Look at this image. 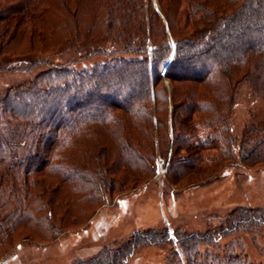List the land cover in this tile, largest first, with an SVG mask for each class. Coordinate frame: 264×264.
<instances>
[{
	"label": "rangeland",
	"instance_id": "rangeland-1",
	"mask_svg": "<svg viewBox=\"0 0 264 264\" xmlns=\"http://www.w3.org/2000/svg\"><path fill=\"white\" fill-rule=\"evenodd\" d=\"M81 1L67 0L66 12L61 0H34L29 11L27 0H0V101L39 94L49 99L40 108L71 125L69 141L57 143L50 160L48 144L25 145L42 159L37 173L25 176L24 167L4 172L15 151L0 150V218L12 213L5 225L16 226L0 230V264H92L102 257L110 263L132 244L125 264H210L214 258L264 264V225L242 224L215 242L190 237H211L244 210L264 212V59L254 60L239 81L230 76L232 82L214 86L173 82L167 75L179 73V65L166 73L161 66L157 78L149 61L150 97L136 100L133 87L140 81L131 75L150 59L147 49L158 50L167 39V61L174 56L158 0H103L99 7L96 0ZM207 1L162 0L175 37L195 46L185 50L180 66L183 58L198 63L213 57L209 43L222 54L246 30L264 32V24L246 18L254 11L259 18V0ZM238 11L242 25L234 31ZM67 85L76 95L69 111L57 101ZM106 89L117 95L112 107L103 101ZM132 96L137 119L116 108ZM188 98L198 100L196 113L190 103L179 104ZM30 215L37 228L25 219ZM135 234L172 241L147 245Z\"/></svg>",
	"mask_w": 264,
	"mask_h": 264
},
{
	"label": "trees",
	"instance_id": "trees-1",
	"mask_svg": "<svg viewBox=\"0 0 264 264\" xmlns=\"http://www.w3.org/2000/svg\"><path fill=\"white\" fill-rule=\"evenodd\" d=\"M38 1V0H37ZM89 2L92 3V1L94 0H88ZM210 1V0H208ZM207 1V2H208ZM226 3L228 4H234V3H239L242 0H224ZM27 6L26 8L30 9V7L33 6L34 0H27ZM80 2L82 3V1L80 0ZM103 0H96L95 2V6H98L100 4H102ZM254 2V1H253ZM150 3V1H149ZM213 3H216L213 0ZM248 3V5H251L250 1H246V4ZM158 4L161 7V11L162 14L165 17V23H166V30H168L169 35L171 36V38H173L174 43H175V50L174 52V56L171 58V60L168 62V57L171 56V46L169 45V42H167V39L164 40V46L163 44H161L162 46L159 47V49L157 50V47L155 48H151V49H147L148 53L147 55L150 57V59H146L147 61H144V64L142 63V65L145 66L148 65V62L150 61V64L153 65L156 69V77L158 78V74L160 71L161 66L164 65V72H168V70H171L172 67L175 68L174 65H179V67H183L182 70L179 73H176L174 75H167V77H170L172 79L173 82H190L192 84L195 85H200V84H204V83H209L212 84V86L223 82L224 80H228L226 82L230 83L232 82V79L230 81V78L232 76L236 77V81H239L242 77H246L248 75V72L250 70V65L251 63H253V61L258 58H263L264 59V32H259V30L257 28H250L248 30H246V32H243V35L240 36L239 38L237 37L236 41H237V45H233V47H231V51L224 52L222 54L218 53V49H216V45H210L209 43V48L214 50V53L212 54L213 57L207 59V60H203V62L199 61L197 63V61L190 63L189 58L185 59L183 58L182 61V65L184 66H180V61L182 60V57L185 54V50L187 49H192L195 47L194 45H191L193 43H182V40L177 39L174 35V33L172 32V27L171 24L169 22L168 19V14H169V10H164L163 5H162V0H158ZM61 9H63L66 12H70V8H69V4L67 2V0H61ZM151 5V3H150ZM77 6V5H76ZM148 7V5H147ZM28 9V11H29ZM242 9V8H241ZM76 10V9H75ZM256 10L259 12V18L257 16V12L256 11H252L251 13H254V16H250V17H246L248 21H253L257 27H259L262 24H264V0H259L258 5H256ZM20 11H22L20 9ZM19 11V12H20ZM27 11V12H28ZM155 12V14L157 15L158 11H156L155 9L153 10ZM6 13V11H5ZM4 18H9V15L5 14V16H2ZM167 17V18H166ZM71 18V16H70ZM69 18V21H71V19ZM253 18V19H251ZM64 20H66V17L63 18ZM227 19V18H226ZM232 19V16H231ZM235 19V26L231 27L234 31H239L240 29V25H242V20H241V11H238L234 14V18ZM258 19H262L261 21H259ZM67 21V20H66ZM66 21H62V22H66ZM231 21V20H230ZM249 23V24H250ZM67 25V23H65ZM245 25L248 24V22L244 23ZM229 28H230V24H229ZM230 28V30H231ZM162 30H163V26H162ZM166 34L164 33V38ZM245 40H248V42H243ZM222 46V45H221ZM235 46V47H234ZM191 51V50H190ZM155 53H157L155 55ZM230 55V56H229ZM147 56V57H148ZM191 58V57H190ZM211 59V60H210ZM209 61V62H207ZM139 62H143V60H139ZM166 62V63H165ZM187 62V64L185 63ZM184 63V64H183ZM145 68V69H144ZM142 71L137 72V74H132L131 77L132 79L135 80H139L140 84H136L135 88L133 87V89L135 90V92H133V96L134 99L138 100L139 98L141 99V97H150V92H151V86H146V80L148 77V68L145 66ZM197 68L196 72H193L192 70ZM198 68L200 69V71H198ZM145 72V75H144ZM153 72V71H152ZM158 72V73H157ZM168 74V73H167ZM231 76V77H230ZM133 86V83H130ZM226 84V83H225ZM224 84V85H225ZM131 85H128L127 87V91H129V89H131ZM156 86V85H155ZM153 88H154V84H153ZM66 92H64L62 94V97H56L59 98L57 99L58 102H60V106L64 107L63 109L66 110V107L68 108V111L71 108V92H70V86L67 85V87L64 88ZM225 87L223 86L222 91L225 93L226 91L224 90ZM154 90L156 91V89L154 88ZM214 92L218 93L217 91V87L215 86V88L213 89ZM212 90V91H213ZM65 93H67L65 95ZM223 93V94H224ZM106 97L104 96V102H107V106H111L112 104H110L111 102H113V99H111L112 96H117L116 93H113V91H109V89H106L105 91ZM121 95H122V91H121ZM51 96H53L54 99V95L52 94ZM133 96L131 97L132 99L130 100L128 97L127 98H122V101H118V102H124L121 103L123 104L122 106L116 107V108H121L123 109V111H127L130 112L131 111V116L133 117V119H137L140 115H138L137 111L138 109H136V104L133 103L134 99ZM76 95H74L73 98H75ZM225 97V95H224ZM171 98H174V95L172 96L171 94ZM223 98V97H222ZM139 99V100H140ZM48 98L44 97V98H40L39 94H33V93H24V95L22 94H16V95H8L7 99L0 101V150H2L3 153L7 152L9 150V148H13L15 153L14 155V160L12 159V163L8 164L9 165V169L4 170L5 171H9V170H14L17 169V167H24V173L23 175H28V173L32 170L34 173H37L38 171H40V167L37 168V166H41L42 163V159H40L39 154L33 153V150L31 148L35 147L36 144L39 145V143H43L45 145L48 144V150L46 151V157L47 160L49 159V156L53 151L56 152V148H58V144L60 142H63V144H66L67 140L69 141V129L71 128V125L68 123V120L63 119L62 122H67L66 125H62L61 122H58V120L56 119V111H49L48 109H43L40 108V105L48 102ZM56 99H54L55 101ZM130 100V102H129ZM53 101V100H52ZM117 102V101H116ZM129 102V104H127ZM198 102V100H196L195 98H191V99H187L185 100V102L181 103V101L179 102L180 105L185 104V103H190L189 110L191 113H196L197 111V107L196 103ZM55 102H52L50 105L54 104ZM131 103V104H130ZM40 104V105H39ZM102 104V99L98 98V104H96V107L100 109V105ZM199 105V104H198ZM53 107V106H52ZM114 107V106H113ZM131 108V109H130ZM213 110L216 114L220 113L221 110L219 108L213 107ZM130 109V110H129ZM99 111V110H98ZM41 116H45V117H50L51 118V122L50 123H42V121H38L39 117ZM62 116V115H60ZM130 116V114H129ZM21 118V119H20ZM56 119V120H55ZM132 119V120H133ZM13 122L15 123H23L22 124V128L21 127H17V126H13ZM32 124H34V127H32ZM137 125H142L137 124ZM46 129V130H44ZM29 130V131H28ZM44 132H43V131ZM27 131V132H26ZM66 132V135H63ZM41 139V140H40ZM59 141V142H58ZM28 142L30 143V145H34L33 147H29L28 149L25 148V145L28 144ZM10 146V147H8ZM11 150V149H10ZM12 152V151H11ZM6 154V153H5ZM12 156V153H9ZM13 158V157H12ZM36 163H39L35 166ZM33 168V169H32ZM42 168V167H41ZM81 174V173H80ZM0 179H2V177H0ZM1 211V209H0ZM244 214L242 216L239 217H234L236 219H233L232 221H229V223L227 225H225L224 227H221L220 229H218L215 233H213V235L211 237H202V235H192L190 237H195L200 241H206V242H215L217 238L221 237V235H225L231 231L236 230L238 227H240L242 224L246 225V226H252V225H264V212H257L255 210H244ZM243 212V211H242ZM15 214V213H14ZM19 216V214H15V216ZM13 216V217H15ZM12 217V213H8V215L1 217L0 218V230H3L2 233H8L9 231H13L14 228H16L15 225L12 226H7L5 225L6 223H8V221L11 219ZM33 215H30L29 217L25 218L27 220V222H30V219H32ZM35 220L33 222H30L31 227L34 226V228L36 226V221H38L37 219H32ZM25 221V220H24ZM35 222V223H34ZM5 226V227H4ZM46 226V225H45ZM39 231L40 234H42L43 236H45L46 234L44 233V230L41 229L39 230V228L37 229ZM141 238L143 239L142 241H145L147 243V245H157L158 243H162L164 242H168L171 243L172 239L171 238H164L162 240V237L157 236L155 234H151V235H141L135 234V239ZM158 238V239H156ZM161 240V241H160ZM188 240L190 241V239L188 238ZM182 241V240H181ZM134 249V245L132 244L131 247H129V250L124 252V254L122 256L116 255V259L110 263L105 262V258H94L92 260V264H125V262L127 261L128 257H131L132 251ZM191 264H202L199 263V261H195V260H191ZM210 264H248V262H245L243 260H239L237 258H229V259H222V260H217V259H212Z\"/></svg>",
	"mask_w": 264,
	"mask_h": 264
}]
</instances>
